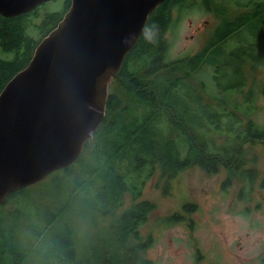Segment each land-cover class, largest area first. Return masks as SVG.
Here are the masks:
<instances>
[{"label": "trees", "instance_id": "1", "mask_svg": "<svg viewBox=\"0 0 264 264\" xmlns=\"http://www.w3.org/2000/svg\"><path fill=\"white\" fill-rule=\"evenodd\" d=\"M71 1L64 0L63 11H47V4H43L16 18L0 16V51L6 56L0 57V93L29 65L37 46L57 27L70 9ZM189 6L208 10L213 7L221 23L197 54L171 60L169 33L172 29L174 34H179L178 18H182V9ZM239 7L244 8L243 12L233 16L215 0H167L150 16L143 35L110 86L103 123L87 142L79 159L70 167L53 173L57 177L46 194L49 200L44 213L42 209L40 213L39 209L45 207L41 204L35 209L36 217L29 216L38 220L28 228L37 243L49 238L44 251L38 249L39 264H155L144 258L152 238L145 242L139 229L157 210L155 202L142 198L147 183L158 171L161 178L172 179L196 166L208 175L226 171L229 179L241 176L246 183L255 181L257 173L245 168L240 145L264 141V128L252 120V113L245 127L240 121L234 123L236 126L224 127L220 118L225 115L216 113L211 124L214 133L221 135L228 130L230 140L215 145L208 140L213 133L210 126L204 125L203 118L198 117L202 115L197 109L207 107L203 104L207 102L190 81L208 64L213 70L216 88L226 95L230 92L240 95L248 87L246 67L249 66L251 72L264 68V0H246ZM179 10L181 12L173 19V13ZM34 20L39 23L35 24ZM30 28L35 29L38 39L31 35ZM241 31L249 32L254 39L258 35L257 42L233 49L227 55L224 44ZM226 70L234 82L224 86ZM204 84L199 83L202 89H205ZM247 91L254 92V87ZM262 91L264 94V87ZM219 105L223 107L222 103ZM207 109L202 110V114L208 113ZM224 187L227 191L228 184ZM260 187L264 189V178ZM22 191L11 194L0 210H6L9 200L19 205L17 195ZM53 195L56 196L55 210L49 207L54 203ZM127 195L131 204L124 209ZM84 202L91 205L86 206ZM198 207L187 203L182 216L175 213L164 224L181 223L184 213L189 216L197 212ZM88 210L99 219L110 215L118 217L106 234L90 236L81 231L88 225L84 220ZM16 213L10 212L9 221L18 226L21 216L27 215L19 208ZM72 213L77 214L73 219ZM6 222L7 218L0 216V264H29L31 251L14 241V232L9 231Z\"/></svg>", "mask_w": 264, "mask_h": 264}, {"label": "rangeland", "instance_id": "2", "mask_svg": "<svg viewBox=\"0 0 264 264\" xmlns=\"http://www.w3.org/2000/svg\"><path fill=\"white\" fill-rule=\"evenodd\" d=\"M215 1L234 14L233 16H238L244 10L243 7L239 6H242L246 0ZM63 2L64 0H51L46 3L48 7L45 10L63 11ZM212 8L209 7L208 10L207 7L201 9L198 6L195 8L189 6L183 8L182 12L179 10L173 13V19L180 12L182 18H178L181 22L179 34H174L172 29L169 33L168 43L171 60H181L193 56L206 45L221 23L220 18L216 16ZM34 23L38 24L39 20H34ZM29 30L32 36L39 38L35 29L30 28ZM257 39L258 35L254 39L247 31L235 34L224 44V47L226 45L227 48V55L233 49L256 43ZM0 57L6 58L1 51ZM246 74L248 87L240 95L232 92L226 95L225 92L216 88L212 78L213 70L208 64L194 74L193 80H190L195 88L203 94L204 100L207 102L206 104L203 102L204 106L207 107L202 108V110L206 112L208 108V113L202 114V110L196 109L203 116H198L203 118V124L210 126L213 133L208 140L214 141L215 145H221L226 140H230L228 130H225L221 135L214 133L215 129L211 124L216 113L225 115V117L220 118L224 127H229L237 121L242 122V127H245L248 123L247 117L252 113V120L258 127L264 128V94L262 91L264 68H257L251 72L248 66L246 67ZM224 78V86L234 82L228 70L225 71ZM200 82L205 83V89L199 85ZM251 86L254 87L252 93L247 91ZM207 93H211L210 97ZM253 99L252 104L250 102ZM219 103H222L223 107ZM211 145L212 143L210 144V151L213 152ZM240 146L243 148L241 151L244 162H246L245 168H251L257 173L253 182L250 180L246 183L241 176L230 177L229 179L226 171H222L218 175H208L203 169L194 166L180 172L172 179L161 178L158 171L155 177L147 183L142 199L155 202L157 210L150 216L148 223L139 229L145 242L152 238L144 258L153 261L155 264H264V189L260 187L264 178V141H257L254 144H241ZM54 177L51 174L44 181L23 189L17 195L19 205L17 202L9 200L6 204V210L4 212L0 210V216L7 218L5 226L10 232L11 230L14 232V241L20 247L31 251L32 259L29 264H39L38 249L43 250L46 241L49 240L48 238L40 244L37 243L39 241L32 237L28 228L29 224L38 223V220L31 219L29 216L35 218V209L41 204L45 205L49 200L46 194L54 185ZM167 183L169 184L167 185ZM226 184H228L227 191L224 187ZM52 198L54 203L49 207L55 210L56 196L53 195ZM187 203L197 204L199 206L198 211L189 216H185L184 213L181 223L172 226L164 224L168 217L175 213L182 216L183 206ZM84 204L86 206L91 205L90 202H84ZM130 204L131 198L127 195L124 209ZM46 207L48 206L41 207L40 213L41 209L44 213ZM18 208L24 210L27 217L21 216L17 226V224L9 221V214L11 212L12 215H16ZM72 214L73 219L77 214ZM93 216L94 212L88 210L84 216L88 225L81 230L85 234L89 233L90 236L106 234V230L118 217L110 215L99 219L97 214L96 217ZM97 220V224L92 225Z\"/></svg>", "mask_w": 264, "mask_h": 264}, {"label": "water", "instance_id": "3", "mask_svg": "<svg viewBox=\"0 0 264 264\" xmlns=\"http://www.w3.org/2000/svg\"><path fill=\"white\" fill-rule=\"evenodd\" d=\"M50 1L0 0V16ZM165 1H71L0 93V206L79 159L105 119L111 84Z\"/></svg>", "mask_w": 264, "mask_h": 264}, {"label": "bare ground", "instance_id": "4", "mask_svg": "<svg viewBox=\"0 0 264 264\" xmlns=\"http://www.w3.org/2000/svg\"><path fill=\"white\" fill-rule=\"evenodd\" d=\"M47 179V178H46Z\"/></svg>", "mask_w": 264, "mask_h": 264}]
</instances>
